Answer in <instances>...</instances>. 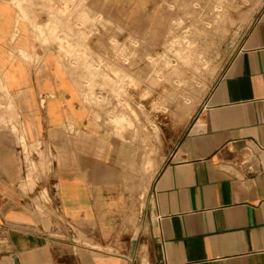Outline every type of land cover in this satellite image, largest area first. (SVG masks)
Wrapping results in <instances>:
<instances>
[{"label": "crops", "instance_id": "obj_1", "mask_svg": "<svg viewBox=\"0 0 264 264\" xmlns=\"http://www.w3.org/2000/svg\"><path fill=\"white\" fill-rule=\"evenodd\" d=\"M92 3L152 45L172 17L162 0ZM42 5L0 0V264H264V4L157 173L140 226L117 236L99 224V168L66 130L89 124L86 75L39 46ZM89 217L95 234L73 240Z\"/></svg>", "mask_w": 264, "mask_h": 264}, {"label": "rangeland", "instance_id": "obj_2", "mask_svg": "<svg viewBox=\"0 0 264 264\" xmlns=\"http://www.w3.org/2000/svg\"><path fill=\"white\" fill-rule=\"evenodd\" d=\"M162 3L172 17L157 45L113 25L92 0H43L41 6L46 24L44 32L36 28L39 46L59 55L72 75H86L89 124L66 130L73 150L86 151L85 164L99 168L97 180L108 200L98 207L99 224L106 235L140 226L157 173L264 0ZM80 224L72 223L71 238L89 241L96 223L89 217Z\"/></svg>", "mask_w": 264, "mask_h": 264}, {"label": "bare ground", "instance_id": "obj_3", "mask_svg": "<svg viewBox=\"0 0 264 264\" xmlns=\"http://www.w3.org/2000/svg\"><path fill=\"white\" fill-rule=\"evenodd\" d=\"M171 1V0H170ZM144 82V81H143ZM138 130V129H137ZM139 137V136H138ZM133 138V137H132ZM142 139V138H141ZM143 142V140H141ZM136 142V141H135ZM137 144V143H136ZM141 146V145H140ZM144 146V145H143Z\"/></svg>", "mask_w": 264, "mask_h": 264}]
</instances>
